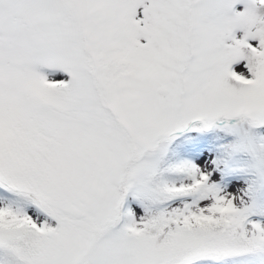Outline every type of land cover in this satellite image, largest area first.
I'll list each match as a JSON object with an SVG mask.
<instances>
[{
  "label": "snow or ice",
  "instance_id": "6c2138e0",
  "mask_svg": "<svg viewBox=\"0 0 264 264\" xmlns=\"http://www.w3.org/2000/svg\"><path fill=\"white\" fill-rule=\"evenodd\" d=\"M0 264H264V0H0Z\"/></svg>",
  "mask_w": 264,
  "mask_h": 264
}]
</instances>
